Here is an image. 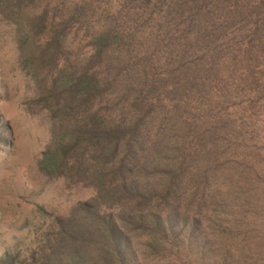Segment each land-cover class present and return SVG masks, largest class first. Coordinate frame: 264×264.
<instances>
[{
  "label": "rangeland",
  "instance_id": "374dc122",
  "mask_svg": "<svg viewBox=\"0 0 264 264\" xmlns=\"http://www.w3.org/2000/svg\"><path fill=\"white\" fill-rule=\"evenodd\" d=\"M24 8L35 19L32 39L42 50L64 32L61 61L71 82L62 77L56 93L66 91L73 98L71 83L83 87L91 78L94 93L111 91L100 107L103 112L124 106L144 114L147 148L153 150L146 158L156 160L145 165V190L134 194L131 207L138 197L153 207L155 194L167 190L161 181L168 172L177 166L183 171L200 155L202 165L208 164L205 179L218 171L223 179L236 177L237 184L218 195L197 230L214 233L221 221V229L232 231L248 252L240 263L238 255L226 258L219 248L218 258L264 264V0H40L36 7L28 3ZM44 16L49 19L46 29ZM1 18L0 134L9 141L0 143V263L5 258L24 263L30 256L42 263L41 257L61 253L57 239L62 225L96 191L39 171L51 118L18 48L26 29ZM32 102L40 116L25 110ZM80 115L70 116L76 127L86 122ZM155 131L160 135L153 136ZM189 179L195 186L197 178ZM113 213L117 219L126 214L120 209ZM173 214H141L136 223L153 225L159 217L160 226L199 233L191 228L192 217ZM186 236L179 242L186 258L182 264H230L216 254L205 257L200 241L201 248L184 254ZM87 244L85 257L90 258V240ZM144 245L134 242L137 257Z\"/></svg>",
  "mask_w": 264,
  "mask_h": 264
},
{
  "label": "trees",
  "instance_id": "16d2710c",
  "mask_svg": "<svg viewBox=\"0 0 264 264\" xmlns=\"http://www.w3.org/2000/svg\"><path fill=\"white\" fill-rule=\"evenodd\" d=\"M39 1L0 0V14L3 16L1 20L14 19L26 29L27 39H19L18 48L22 60L30 64L32 81L39 89L41 100L46 102V116L51 118L50 139L46 149L40 154L39 171L51 179L68 178L75 185L90 187L96 191V195L90 203H84L75 209L74 219L67 220L64 224L61 221L62 232L57 239V249L61 253L58 256L55 252L49 253L41 257L42 263H37L35 256H30L24 263H13L14 260L5 258L0 264H182L186 259L180 252L183 247L179 242L183 233L187 235L188 241L184 254L191 256L194 247L201 248V242L204 244L202 253L205 257L209 254L214 258L216 254L218 258L215 251L221 248V255L226 258L238 255L237 261L240 262V257L245 258L244 255L248 252L247 247L236 242L232 231L221 229V221L216 222L217 231L214 233L207 232L203 235L197 230L200 219L210 212L218 195L237 184L236 177L231 175L223 179L222 173L218 171H213L210 179H205L208 171L205 167L208 164L202 165L205 161L202 156H194L182 168L183 171L177 166L168 172V177L161 181L162 187H167V190L155 194L153 207L150 200L142 197H138L140 200H136L131 207L130 199L134 194L145 190H141V182L146 183L142 181L145 165L148 161L151 163L156 160L146 158V154L153 151L152 147L147 148L150 135L147 133L148 128L143 127L147 120L143 113L124 106L103 112L100 107L109 101L111 91L94 93L91 90V78L83 83V87H78L77 82L71 83L76 88V92L71 94L73 98L66 91L55 92L54 87L62 77L66 78L67 84L71 82L68 67L61 61L60 46L65 35L63 32L53 38L44 50L35 45L32 30L36 28V22L24 5L29 3L36 7ZM41 18L46 29L49 24L48 16ZM37 54L40 55L36 57ZM76 93L82 96L78 98ZM35 104L29 103L25 110L40 116ZM97 105L99 111L93 113ZM132 105L137 106L134 103ZM73 114L76 117L82 114L80 116L86 119L85 124L76 127L74 120L69 121ZM66 127L74 128V131L67 130ZM159 135L157 131L153 134L156 137ZM8 141V135L0 134L1 144H7ZM189 178H197L195 186ZM117 209L125 210L126 213L120 219L113 213ZM157 213H179L185 218L192 217L191 228L199 233H186V227L175 230L174 225L169 223L160 226L161 222L157 219L159 217L154 219L153 225L144 227L136 223V218L141 214L154 217ZM131 216H135L133 221ZM89 240L90 258L85 257ZM137 240L145 243L146 248L139 257L135 255L137 250L133 251ZM218 260L234 263L223 257Z\"/></svg>",
  "mask_w": 264,
  "mask_h": 264
}]
</instances>
